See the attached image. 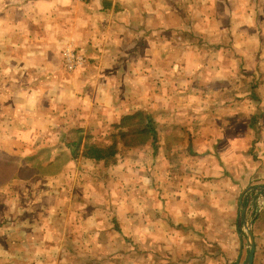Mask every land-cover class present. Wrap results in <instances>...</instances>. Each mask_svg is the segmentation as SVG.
Masks as SVG:
<instances>
[{"label": "crops", "instance_id": "crops-1", "mask_svg": "<svg viewBox=\"0 0 264 264\" xmlns=\"http://www.w3.org/2000/svg\"><path fill=\"white\" fill-rule=\"evenodd\" d=\"M137 110L155 145L71 157ZM263 123L264 0H0V157L48 155L0 181V264H240ZM252 234L264 264V210Z\"/></svg>", "mask_w": 264, "mask_h": 264}, {"label": "trees", "instance_id": "trees-1", "mask_svg": "<svg viewBox=\"0 0 264 264\" xmlns=\"http://www.w3.org/2000/svg\"><path fill=\"white\" fill-rule=\"evenodd\" d=\"M157 140L156 126L151 115L146 111L137 110L121 117L118 123L111 126L110 143L107 146H96L90 143L87 138L82 143L80 136L69 141L68 146L72 148L71 157L73 159L81 157L99 163L114 158L122 152L142 147L147 143L155 145ZM246 202L247 199L244 201V205H247Z\"/></svg>", "mask_w": 264, "mask_h": 264}, {"label": "rangeland", "instance_id": "rangeland-1", "mask_svg": "<svg viewBox=\"0 0 264 264\" xmlns=\"http://www.w3.org/2000/svg\"><path fill=\"white\" fill-rule=\"evenodd\" d=\"M264 124V123H263ZM78 131V133H77ZM82 131V132H80ZM83 133V130H78L76 129L75 127L72 129V130H68L67 131V135L68 137H70L69 141H71L73 138L79 136L80 134ZM94 132H92L93 134ZM89 134V133H88ZM90 135V134H89ZM103 137V136H102ZM87 138V137H86ZM94 137L90 136L88 138V141L90 143H93L95 144L96 146H99V147H104V146H107L109 144V140L108 138L107 139H104V138H99L98 140H94L92 139ZM109 141V142H108ZM128 151H126V153H123L122 156H119L118 159L122 158V157H125L126 154H127ZM121 155V154H120ZM48 159V155H45V154H39V155H36V156H31L29 159H24L22 161V163L20 162L21 165L18 164V170H15V165H14V162L13 161H9L8 158L6 157H3L1 156L0 157V181L1 182H4L6 180H8L9 178H12V177H18V179H26L27 177L31 176L34 172V170H28L27 168H24L25 164L28 163V164H33L32 166L35 167L38 165H41L42 162L46 161ZM60 162H63L62 159L59 160ZM19 162V161H17ZM109 163H112V164H115L116 161L112 160L110 161ZM56 166H57V161H56V165H54V168L56 169ZM97 167H92L91 168V172H94L96 174V177L97 178H107V179H110V174L109 172L107 171V166L108 165H103V164H98L96 165ZM81 167L82 168H85L86 169V166H84V164L81 163ZM107 167V168H106ZM88 169V168H87ZM56 172L55 170H44L42 171V173H53ZM251 196V199H252V196L253 194L250 195ZM263 200L260 204L261 206V211L264 210V195L262 196ZM249 198H247V205H248V202L251 203V201H248ZM254 206V205H253ZM254 209H255V206L252 207V213H251V216L253 215V212H254ZM242 231V234H243V230L241 229ZM242 240H243V247H242V252L240 254V264L243 262L244 258H245V250H246V247H245V237L244 235H242ZM130 252H134V251H130ZM135 253V252H134ZM135 259V262L137 261V258H134ZM114 263L115 264H124V259L121 258V256H116L114 258ZM125 264H130L128 262H126ZM136 264V263H134Z\"/></svg>", "mask_w": 264, "mask_h": 264}, {"label": "water", "instance_id": "water-1", "mask_svg": "<svg viewBox=\"0 0 264 264\" xmlns=\"http://www.w3.org/2000/svg\"><path fill=\"white\" fill-rule=\"evenodd\" d=\"M250 193H254V214L249 219H246L244 216L245 212V206L243 203V199L246 195H249ZM264 195V185H259L253 188L247 189L240 200V209H241V228L243 230V235L245 237V247H246V254L243 262L241 264H252L253 258H254V252H255V246H254V239L252 234V225L258 214L261 210V202L263 200L262 196Z\"/></svg>", "mask_w": 264, "mask_h": 264}, {"label": "built area", "instance_id": "built-area-1", "mask_svg": "<svg viewBox=\"0 0 264 264\" xmlns=\"http://www.w3.org/2000/svg\"><path fill=\"white\" fill-rule=\"evenodd\" d=\"M66 60H67V64H66V67L68 70H73L74 67L76 66V63L79 62V60L75 57H73L72 55H67L66 56Z\"/></svg>", "mask_w": 264, "mask_h": 264}]
</instances>
